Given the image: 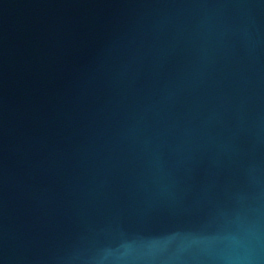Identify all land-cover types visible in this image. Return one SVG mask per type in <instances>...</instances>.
<instances>
[{"label": "water", "instance_id": "obj_1", "mask_svg": "<svg viewBox=\"0 0 264 264\" xmlns=\"http://www.w3.org/2000/svg\"><path fill=\"white\" fill-rule=\"evenodd\" d=\"M0 264H264V0H0Z\"/></svg>", "mask_w": 264, "mask_h": 264}]
</instances>
